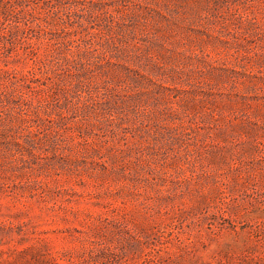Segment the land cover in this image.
Segmentation results:
<instances>
[{"label":"rangeland","instance_id":"obj_1","mask_svg":"<svg viewBox=\"0 0 264 264\" xmlns=\"http://www.w3.org/2000/svg\"><path fill=\"white\" fill-rule=\"evenodd\" d=\"M0 264H264V0H0Z\"/></svg>","mask_w":264,"mask_h":264}]
</instances>
